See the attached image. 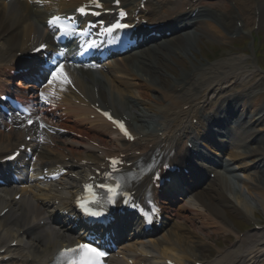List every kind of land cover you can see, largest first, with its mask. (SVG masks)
Instances as JSON below:
<instances>
[{
  "label": "bare ground",
  "instance_id": "obj_1",
  "mask_svg": "<svg viewBox=\"0 0 264 264\" xmlns=\"http://www.w3.org/2000/svg\"><path fill=\"white\" fill-rule=\"evenodd\" d=\"M236 1L238 3L232 7L231 2L227 0H214L212 5L216 6L218 10L209 14V17L214 20L211 22L212 25L190 24V22L183 21L185 20L184 17L178 18L176 22L186 25L188 28V31L179 40L177 37H171L168 45L157 44L155 46L151 44L147 48L137 50L130 56L126 55L113 61L114 65L124 67L131 76L135 91L132 92L133 90L129 85L113 79L111 83L114 84V91L110 94L114 103L107 98H99V101L103 105L113 108L115 113L124 114L123 116L133 123L139 137L156 141L155 134L159 127H164L166 124L172 125V123H176L178 118L183 120L188 116L189 110L193 106H199L201 109L218 107L223 116L220 120L226 123L227 121L231 122L238 132L244 134L240 137L243 144L238 142L240 145L237 149L248 147L252 153L250 156H245L242 153L237 156L238 159L242 158L240 164L232 165L230 161L229 163H222L223 167H220L218 171L214 167L211 169L212 171H209L211 167L206 164L200 166L199 176L202 184H197L193 189L189 188L184 199L179 198L182 201V206L178 207L180 203L178 202L179 199L176 198L178 193L171 191V198L169 202H166V213L170 215V218L176 217L177 221L181 216L178 210L183 209L184 212H188L194 209L196 213L193 215L200 218L199 227H196L198 229H195L193 225L176 224L175 227L167 228L161 236L144 240L139 234L142 228L136 219L133 216V218L128 215L124 216L120 225L121 230L125 229L124 224L126 222L128 224V220L135 221L134 228L128 227L129 229L132 228V233L121 247L120 252L111 257L112 264H127L130 259L133 260V264H160V257L171 259L176 264H187L193 254L200 256L202 250L207 249L200 228H209L211 230L209 236L221 234L220 231L224 226L222 219L218 217L222 215L225 221L226 212L224 209L231 208L244 215L245 218L252 220L250 215L255 214V208L257 206L264 208V170L261 174L256 170L264 168V117L261 118L260 122L255 121V117L264 111V106L255 113L254 111L258 109V104L255 103L252 111H246L244 108L248 104V99L245 98L239 99L240 105L238 100L232 101L226 110L221 106L222 103L229 101L228 99V101L225 100L228 88L232 90L228 96L230 98L235 93L234 88L241 85V80H244L243 89L246 90L245 96L248 98H252L254 88L251 86L264 83V75L258 72L255 63H253L254 69L250 68V64L243 61L245 60L244 56L229 57L211 64H201L195 59L191 62L188 71L173 77L171 86H168L160 78L166 71L164 63L169 60V54H172L169 57L178 56L180 53L186 57L191 56V47L199 44L204 35L210 41L213 39L215 41L225 39L226 41L227 37H231L236 29L240 30L238 29L240 27L236 26L237 21L244 23L240 34L245 35L253 27L255 16L262 12L261 22L264 23V0ZM198 4V6L202 5V3ZM207 4L210 3H203L204 6ZM160 5L163 6L153 10L152 16L161 21H166L169 16H175L179 10L183 9L180 2L174 3L173 0H160ZM33 7L24 0H16L13 3L8 0H0V82L4 84L9 81L8 70L14 68L12 61L15 57V47H23L27 42L35 39L38 34H41L39 21L33 20L34 17L40 16V12L36 7ZM17 23L21 24L20 29L15 34L9 32ZM220 24L223 26L218 29ZM115 72L116 70L113 71L114 74ZM171 73L173 74V72ZM0 90L4 91L5 86L3 85ZM101 94L104 96L105 92H101ZM159 94L160 96H158ZM215 96L216 99L220 98L222 102L215 100ZM259 98L254 99L258 101ZM185 105L187 109H183ZM53 115L58 116L63 126L69 130L60 140L61 143L58 144V148L66 152L69 162L72 163L74 169L79 168L78 172L80 173H87L91 168L97 167L103 162V157L114 155L119 150L128 152L132 146L115 137L112 132L113 128L100 118L91 119L90 116L93 115V112L85 107H78L67 100H63ZM243 116L245 118L242 120ZM171 119L172 121L167 122ZM207 121L209 122L208 119ZM217 123L218 125L208 126L205 135L211 137L213 136L212 132L217 135L214 129L221 122L218 121ZM1 126L0 124V141L3 135ZM256 128L257 131L254 130ZM255 134L258 135L250 141V138ZM219 135L225 137L227 132L222 131ZM230 139L235 140V137L231 138L230 135ZM173 141L174 139L171 143ZM187 141L188 136L179 144V152L184 164L188 153L183 144ZM3 146H5L4 143L0 142V149ZM136 146L139 145L136 144ZM259 159L261 161L257 162ZM80 160L85 161L86 164L81 163ZM193 162L189 164L190 168L196 166L197 162ZM251 162L254 163L256 169L252 170ZM260 162L262 163L260 164ZM247 165L251 167H246ZM234 168H238L239 171L237 172ZM209 172L216 173L215 181L207 182ZM187 176L189 178L190 173ZM186 177L181 181H176L178 183L177 189L184 188L189 184L187 181L186 185L185 182L181 183ZM33 186L39 189L33 191L31 198L35 195H39L40 198L44 197L45 189L43 190L42 186L38 184ZM7 190L10 191V189ZM0 193H7V191L2 188ZM174 199L178 201L175 203ZM4 202L5 199L1 197L0 207ZM46 205L49 206L50 203H46ZM37 211V208H32V204H28L27 201L25 205L15 209L11 217L17 213L32 216ZM5 221L0 222V240L12 239L18 232L17 228L29 224V220H25L23 224L15 222L12 226L4 229ZM122 223L124 227H122ZM185 231L187 234L183 236ZM67 238V234L54 228L50 234L45 233L42 236L41 242L30 240L24 248L15 249L11 253L16 252L17 256L21 257V264H35V260L27 261L26 252L35 254V256H42L48 249H56L57 241L66 242ZM184 238H187L188 242L183 244ZM218 252L220 255L211 258V260L202 256L199 260L202 258L205 264H264V227L261 230L254 229L253 232H248L241 238L237 236L236 243L227 249L218 250Z\"/></svg>",
  "mask_w": 264,
  "mask_h": 264
},
{
  "label": "snow or ice",
  "instance_id": "obj_2",
  "mask_svg": "<svg viewBox=\"0 0 264 264\" xmlns=\"http://www.w3.org/2000/svg\"><path fill=\"white\" fill-rule=\"evenodd\" d=\"M118 2V0H117ZM79 11L81 13L85 12L84 8H80ZM121 16L125 15L123 11L120 13ZM58 18L53 17L52 20L49 21V24H55ZM117 27H126V25H120L117 24ZM46 50L45 45H41L40 49H37L36 51L43 54V51ZM58 55L63 56L64 53H59ZM37 73L41 71H45L46 75L45 78L47 79L48 83L51 84L54 81H60L64 84H70L71 81L69 77L64 72V65L63 63H54L53 67L51 69L45 70L43 67V63H41L36 68ZM40 96L43 97L44 93H40ZM105 116H107L110 120L112 119L111 115L109 113H104ZM33 121L29 120V124H32ZM121 130L124 132L125 135H128L130 138V133L127 132V129L125 128L124 124L120 121H114ZM110 163L112 165H117L120 163L116 158H111ZM162 167L167 168L169 167L168 164H164ZM105 177H108L111 175V173H104ZM154 179L156 181L161 180V176L159 173H156L154 176ZM89 187V186H86ZM100 188L105 189L108 193H110V196L108 197V202L115 205L118 201L116 197L120 195V184H115V186L106 185L104 182H101L99 185ZM124 203H127L128 201L126 199H123L121 197ZM98 200H92V201H84L83 199L77 200L78 206L81 208V210L86 215L91 216H101L103 215L102 212L94 211L92 210V206L95 204H98ZM61 256H66V264H102L103 257L105 256V252L101 251L99 247L94 246L92 243H81L79 245H76L75 247L66 248L63 249L60 253Z\"/></svg>",
  "mask_w": 264,
  "mask_h": 264
},
{
  "label": "rangeland",
  "instance_id": "obj_3",
  "mask_svg": "<svg viewBox=\"0 0 264 264\" xmlns=\"http://www.w3.org/2000/svg\"><path fill=\"white\" fill-rule=\"evenodd\" d=\"M262 40L264 43V36L262 35ZM216 43H219L216 41ZM207 51H209V49H206ZM258 212L261 213L262 218L264 219V210L262 208H258Z\"/></svg>",
  "mask_w": 264,
  "mask_h": 264
}]
</instances>
